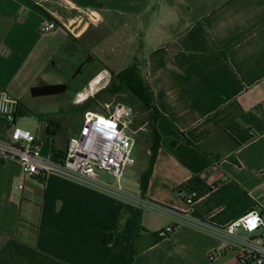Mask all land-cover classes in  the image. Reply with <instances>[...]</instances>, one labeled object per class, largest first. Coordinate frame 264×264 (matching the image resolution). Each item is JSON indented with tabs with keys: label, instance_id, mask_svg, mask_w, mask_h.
Listing matches in <instances>:
<instances>
[{
	"label": "crops",
	"instance_id": "0c3cea01",
	"mask_svg": "<svg viewBox=\"0 0 264 264\" xmlns=\"http://www.w3.org/2000/svg\"><path fill=\"white\" fill-rule=\"evenodd\" d=\"M51 21L59 28L41 32ZM136 60L162 115L144 198L148 169L137 192L125 174V198L57 175L25 178L17 161L0 157V264H125L133 243V264H239L215 230L264 194V0H0V93L18 101L19 127L33 88L66 84L75 112ZM40 122L30 131L51 157ZM8 124L0 116L2 141ZM129 129L134 137L142 128L131 117ZM63 133L57 145L67 148L71 132ZM146 143L150 161L151 128ZM194 177L214 188L188 208L176 189ZM173 213L192 223L153 244L180 221ZM115 231L112 243L97 237Z\"/></svg>",
	"mask_w": 264,
	"mask_h": 264
},
{
	"label": "built area",
	"instance_id": "2783aa9c",
	"mask_svg": "<svg viewBox=\"0 0 264 264\" xmlns=\"http://www.w3.org/2000/svg\"><path fill=\"white\" fill-rule=\"evenodd\" d=\"M58 28L59 25L51 21L41 27V32L49 33ZM17 110L18 101L8 93L1 92L0 116L6 118L9 123L10 138L8 141L0 140V157L17 161L23 177L45 178L48 175H57L117 196L130 198L121 185L127 170L136 162L134 151L137 143L135 138L127 133L133 115V108L130 105L114 103L105 105L103 112L86 111L80 131L69 138L65 157L61 161L44 157L35 135L30 130L14 124ZM102 173L111 176L115 184L102 179ZM23 187V182H20L17 189L22 190ZM179 196L190 208L189 205L193 204L195 194L181 192ZM136 201L141 207L147 206L142 200ZM256 202L254 210L224 228L215 230L226 240L239 264H264L262 218L264 194L257 198ZM148 206L151 208V205ZM173 214L179 216L180 221L176 226L167 228L168 232L174 227L192 223L187 214ZM193 225L201 229L209 228L204 222L194 221ZM164 235V230L159 233V236Z\"/></svg>",
	"mask_w": 264,
	"mask_h": 264
},
{
	"label": "trees",
	"instance_id": "16d2710c",
	"mask_svg": "<svg viewBox=\"0 0 264 264\" xmlns=\"http://www.w3.org/2000/svg\"><path fill=\"white\" fill-rule=\"evenodd\" d=\"M140 67H141L140 62L136 60L132 65H130L124 71L115 75L114 82L109 86V88H107V90H105L104 92L98 94L96 97L86 102L81 108L73 112V114L75 113V114H80L83 116L84 113L88 109L92 108L98 102V98L101 95L109 93L112 96H114L121 92L129 93L132 99L137 101L140 104V106L143 107L145 111L150 113V119H151L150 128H151V143H152L151 149H150L151 157L149 161L150 164H149L148 170L145 172V174L143 175L141 179V191H142L141 197L144 198L146 190H147V186H148V181L153 171V166L156 160V156H157L158 150L161 147L160 146L161 136L156 129L155 123L157 122L159 118H162V115L158 112L155 106L153 92L151 90L149 83L144 78ZM67 91H68V86L66 84H61V85H49V86L33 88L31 90V94L34 97H52V96L64 95ZM18 107H19V103H18ZM16 116H17V113H16ZM40 119L46 121L47 133L52 137L51 158L54 161H61L65 157L66 147L65 148L58 147L56 138L58 136L66 137V134L63 133V131H65L64 123L61 120L55 119L54 117H51V116H47V117L40 116ZM80 128L79 130L76 129L78 130V133L80 131ZM75 132L69 135L73 136V135L78 134ZM213 188L214 186H208L207 184L204 183V181L201 178L194 177L190 179L189 181L185 182L184 184H182L180 187H178L176 189V192L178 194H180L181 192H186L188 194H195L193 204L189 205V207L191 208L196 201H198L200 198H202L203 196L208 194L210 191H212ZM175 229L176 228L174 227L169 232L165 229L164 230L165 235L160 236L159 239L153 242V244L158 243L163 238L168 237L171 233L175 231ZM141 230H142L141 220L139 218L135 226V230H134V236H133L134 241L138 237V234ZM115 233L116 231L113 233H108V234L103 233V232H98L97 237L101 239L103 242L109 244V243H112ZM138 253L139 251L135 248L134 243H133L131 253L125 264H133L134 259L136 255H138Z\"/></svg>",
	"mask_w": 264,
	"mask_h": 264
},
{
	"label": "rangeland",
	"instance_id": "374dc122",
	"mask_svg": "<svg viewBox=\"0 0 264 264\" xmlns=\"http://www.w3.org/2000/svg\"><path fill=\"white\" fill-rule=\"evenodd\" d=\"M87 21V20H86ZM91 23L97 24L100 23L101 20L96 21V19L90 20ZM71 95H59L53 96L51 99L45 98H33L28 95V97L23 100V103L27 106V108H22V113L18 116L19 125L24 127L25 129L31 130L33 133H36L39 129L38 124L40 122V116L54 117L55 119H59L64 123L65 131H72L80 128L83 123L84 115L73 114V109L69 106ZM114 103H125L130 105L133 108L134 118V128L141 129L137 135H134L135 141L137 143L134 157L136 159V164L127 170L126 178L130 181L129 185L131 189L133 188L135 192L138 191V180L140 173L148 169L149 160L147 158V140L150 138V128L148 126V114L143 110V107L140 104L132 99L127 92H121L112 96L109 93L103 94L98 98V102L90 109L96 112H103L104 106L108 104ZM28 109V111H27ZM69 110V111H68ZM87 110V111H88ZM25 111V112H24ZM42 121V120H41ZM131 129L127 130V133L130 132ZM72 133V132H71ZM101 178L110 182H115L114 179L102 173ZM123 184V182H122ZM124 186V184H123ZM132 189V191H133ZM134 193V192H133ZM134 195V194H131Z\"/></svg>",
	"mask_w": 264,
	"mask_h": 264
}]
</instances>
